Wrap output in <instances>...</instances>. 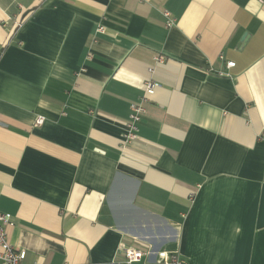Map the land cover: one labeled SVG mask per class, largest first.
I'll return each mask as SVG.
<instances>
[{"label":"crops","instance_id":"crops-1","mask_svg":"<svg viewBox=\"0 0 264 264\" xmlns=\"http://www.w3.org/2000/svg\"><path fill=\"white\" fill-rule=\"evenodd\" d=\"M0 212L24 264H264V0H0Z\"/></svg>","mask_w":264,"mask_h":264},{"label":"built area","instance_id":"built-area-1","mask_svg":"<svg viewBox=\"0 0 264 264\" xmlns=\"http://www.w3.org/2000/svg\"><path fill=\"white\" fill-rule=\"evenodd\" d=\"M164 16L167 18L166 25L170 26L172 24V19H170L169 13L167 11L163 12ZM98 31H103V27L99 26ZM162 60L161 56H155L154 61L157 63ZM227 67H232L234 62L227 61ZM159 84L151 79L144 81L143 83V93L139 95L138 100L130 103V112L128 119L126 121V133L125 141H132L137 138L138 124L144 113L146 112V103L149 102L150 97L154 94L156 88ZM36 124H41L43 122V117L38 116L36 118ZM11 215L9 213L0 212V264H24V259L26 257L25 250L15 249L6 233V226L12 225ZM120 253L122 254L121 260H111L106 263L99 264H133L139 263L145 256H149L150 250H142L133 246H119ZM159 258L155 259L151 264H183V260L173 253H168L166 251H161L158 253Z\"/></svg>","mask_w":264,"mask_h":264}]
</instances>
